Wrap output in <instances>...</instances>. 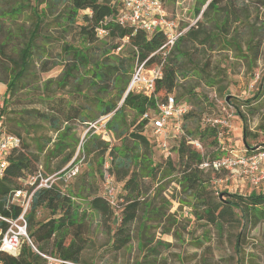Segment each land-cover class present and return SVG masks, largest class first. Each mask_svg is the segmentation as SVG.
<instances>
[{
  "label": "trees",
  "instance_id": "1",
  "mask_svg": "<svg viewBox=\"0 0 264 264\" xmlns=\"http://www.w3.org/2000/svg\"><path fill=\"white\" fill-rule=\"evenodd\" d=\"M33 1L35 5L30 8L31 28L24 31L19 25L17 29L23 37L17 58H8L12 66L0 107V119L3 116L6 118L8 113H16L14 118H9L11 126L7 127V132L0 131V134L13 135L19 139L18 147L10 149L5 155V166L0 175V229L4 230L8 225L3 218H15L20 214L21 207L18 204H11L9 198L16 190L28 188V191H32L35 185L26 186L31 176L40 172L41 178L46 179L55 173H62V169L66 167L75 165L76 140L74 127L71 124L89 125L97 117L109 113L111 116L105 122V128L108 129L113 141L117 139L119 142L109 145L99 135L93 134V127H90L86 132L82 150L88 155L92 153L97 159L96 165L102 182L105 183L106 177L109 176L115 185L113 203H110L106 197L104 183L102 192L97 193L93 190L88 198L90 208L111 229L114 250H119L130 242L132 223L144 211L143 177L152 178L164 170L166 173L178 175L176 180L181 190L193 198L192 209L195 214L208 223L232 222L237 212L245 215L253 211L255 216H264L260 207L264 205V191L254 192L256 187H251L248 194L215 191L211 179L204 175L206 169L199 166L203 160L220 158L223 150L221 139L225 137L228 140V127L207 121L208 118H226L222 111L219 112L220 115L204 117L202 127L197 130L198 138H212L211 143L215 149L209 158L192 147L187 138H192L194 135L191 137L185 135L182 124V134L175 147L179 158L178 168L169 157V149L162 154V161L154 163L151 159L150 145L153 141L150 143L148 137L141 132V128L145 127L151 133L152 126L143 118V114L154 111L157 104L163 102L172 91H176L179 73L183 72L184 77H187L194 74V70L200 71L206 75V82H209L211 76L208 68L212 63L211 54L216 50V45L228 44L234 46V49L237 48L236 44L239 42L236 34L228 43L225 42V37L230 34L232 22L237 19L236 12L245 7V0H194V14L197 16L201 13L204 22L197 19L196 23L180 36L167 55L157 51L165 40L161 31L149 36L139 27L122 25L118 22L116 16L121 8L119 0ZM160 1L166 5L165 0ZM250 2L261 3L264 6V0H250ZM19 4L11 7L9 13L5 15L13 18L20 14L24 9L23 0ZM40 4L44 6L39 8ZM170 11L174 13V8L172 7ZM49 14L53 15V18ZM50 28H56L64 34L70 30L75 31L80 45L75 46L65 42L64 36L59 39L47 38L43 33ZM100 30L105 33L99 34ZM101 35L107 40L103 47L97 44ZM5 36V41H8L14 34L8 31ZM41 39L54 41V45L58 46L59 56L65 57L64 69L57 79L46 81L42 94L16 98L12 103L23 105L18 110L8 111L6 107L9 105L10 95L18 87L25 86L22 83L29 73L28 69L34 66V59L38 61L40 72H46L53 66L46 58L49 49L38 44ZM123 40H126V46L129 48L125 56L116 52L118 48L121 50ZM2 45L0 44V55ZM249 49H252L256 56L257 50L254 47ZM92 54H98L99 58L92 59ZM200 57L204 58V62L199 65L201 67L197 63ZM136 60L145 61L147 67L161 65V77L154 81L150 95L132 90L125 92L129 68ZM88 65H91V69L87 70L86 74L88 72L93 81L89 86L97 88L105 95V98L99 101V110L95 117H91L89 110L79 100L80 97H84L91 101L87 93L77 89L76 95L80 97H74L76 99L72 100L67 96L68 91H66L68 87L74 86L76 89L79 86L77 82L81 71ZM53 82L56 84L57 92L50 94L47 84ZM257 96L258 94H254L246 99V107L252 116L257 114L260 106L264 107V97L252 105ZM89 104L91 105V102ZM127 110L134 113L131 124L127 120ZM32 118L43 121L50 129L56 131V140L52 142L44 136L31 135L30 132L34 134L37 131L36 126H30L29 120ZM130 125H133L132 130H129ZM22 130H25L36 144L35 153L30 149L31 144L21 137ZM242 130L244 146L247 147L245 153L253 149L264 150V142L251 146L245 141V121ZM44 149V157L41 160L39 153ZM105 162L108 163L107 166ZM50 165H53L52 168ZM88 173L82 171L80 175L88 176ZM59 174L48 180L47 187L37 188L32 193L29 209L25 213L27 232L39 251L50 252L65 261L59 264H81L82 252L89 242L88 226L85 217L78 216L75 211L72 195L65 193L62 187L63 178L59 177ZM57 177L59 181H56ZM36 181H39V177ZM225 194L228 197H224ZM119 199H122L123 205L118 204ZM39 209L48 210L49 217L46 220L37 219ZM152 214L162 216V210L152 211ZM161 216H158L157 220L161 221ZM49 245L51 250L47 251ZM0 264H44V262L31 246L23 244L16 257L0 250Z\"/></svg>",
  "mask_w": 264,
  "mask_h": 264
},
{
  "label": "rangeland",
  "instance_id": "2",
  "mask_svg": "<svg viewBox=\"0 0 264 264\" xmlns=\"http://www.w3.org/2000/svg\"><path fill=\"white\" fill-rule=\"evenodd\" d=\"M23 2L24 9L20 14L10 18L5 14L9 13L11 7L20 5L21 0H0V44H3L0 55V107L9 81L8 73L12 66L8 58H17L21 37H23V34L20 35L17 29L19 25L24 31L31 28L30 8L35 3L33 0H23ZM165 2L169 11L173 7L175 14L183 19L184 27L195 19L194 0H165ZM241 4L239 3V5ZM43 6L44 4H40L38 7ZM244 6L245 9H239L236 12L237 19L232 22L230 34L225 37V42L228 43L236 34L239 44H236V49L228 44L216 45V50L211 54L212 63L208 68L211 76L208 80L210 81L206 82V75L200 71L194 70V74L187 77H184V73L181 72L178 74L176 91L170 93L178 102H184L189 106L188 112L182 119L183 132L189 137L194 135L191 139L197 140L200 148H196L194 144H191L192 147L198 149L206 158L211 157L215 146L211 143V137L198 138L197 130L202 127L204 117L220 115V111L223 112L224 117H226V112H231V117H228L227 120L228 140L225 137L221 139L223 150H221L220 157L228 156L231 153L237 156L245 154L247 147L244 146L242 136L243 121H245L246 127L245 141L251 146L264 142V107L260 106L261 108L255 116L249 114L250 110L246 107L248 97L258 94L252 105L264 97V6L261 3L250 2V0H245ZM49 15L53 18V15ZM197 18L204 22L201 15ZM8 31H12L14 36H10L9 40L5 41ZM43 34L51 39H59L64 36L65 42L75 46L80 45L79 38L73 30L64 34L56 28H50ZM44 39H41L38 44L49 49L46 58L53 66L46 72H40L38 61L34 59V66L28 69L29 73L26 75L25 82L22 83L25 86L18 87L10 95L9 105L6 107L8 111L18 110L23 105L13 104L14 99L24 98L31 94H42L46 81L55 80L61 75L65 57L59 56V48L54 45V41H44ZM121 42L122 48L121 50L117 49L116 52L125 56L129 48L126 46V40ZM105 43L107 40L101 35L97 44L103 47ZM191 47L193 48V46ZM249 47H254L257 50L256 56ZM91 56L94 60L99 58L98 54ZM203 62L204 58L200 57L197 61L198 66ZM134 63L129 68L128 84L131 81ZM89 69H91V65L82 69L77 82L79 86L76 89L73 86L68 87L66 91H68L67 96L72 100L78 96L76 95L77 89L82 93H87L91 101L80 96L78 98L80 97L81 103L89 110L91 117H95L99 110V101L105 98V95L97 88L89 86L93 83L90 74L88 72L86 74ZM47 85L50 94L57 92L55 82ZM35 105L40 107L38 104ZM239 113L241 114L239 115ZM126 114L127 120L131 124L134 113L127 110ZM15 115L16 113H8L6 118L3 116L0 119V131L7 132V127L11 126L9 118H14ZM29 122H31L30 126L37 127L36 133L30 132L31 135L44 136L52 142L56 140L57 133L50 129L48 124L37 118H32ZM91 122L95 123V128H92L93 134L99 135L109 145L119 142L117 139L113 141L109 134V136L104 135L105 132L108 133V129L105 132L101 131L100 117ZM71 126L74 127L73 133L76 140L75 154L77 157L74 164L78 166L79 172L69 179V183L66 184L63 181L62 187L65 193L72 195L75 211L78 216L85 217L88 226L89 242L82 252L81 264H264V216H255L253 211L245 215L237 212L238 214L232 222L208 223L195 214L192 209L193 198L181 190L176 180L178 175L166 173L165 170L152 178L143 177L142 207L144 211L132 223L130 242L123 248L114 250L111 229L102 222L99 215L88 204V198L92 191L102 192L104 183L99 176L97 159L92 153L88 155L82 150L85 135L90 126L78 123H73ZM132 128L133 125H130L129 130ZM141 129L142 134L148 137L149 142L153 141V144H150L152 161L154 163L162 161V154L165 151L160 147V138L155 136L152 131L150 133L145 127ZM21 137L31 144L30 149L35 153L37 151L36 144L25 130H22ZM179 139V135L175 139L169 137L167 139L169 157L177 168L179 158L175 147ZM45 149L39 153L41 160H43ZM107 160L109 162L108 158ZM52 166L50 165V168ZM68 168L66 167L65 171ZM65 171L60 173L59 177H63ZM82 171H88V176L80 175ZM204 175L211 179L215 191L248 194L251 187H256L254 192L264 191V180L258 186H253L248 178L243 180L238 173L232 175L224 168L217 171L207 168L204 170ZM55 179L59 181L58 177ZM29 185V181L26 182V186ZM24 190L28 191L29 189ZM224 197L228 196L225 194ZM118 204H124L122 199H119ZM260 207L264 212V205ZM159 209L162 210V216L152 214V211ZM48 214V210L39 209L37 219L46 220L49 217ZM158 216H161V221L157 220ZM50 250L49 245L47 251Z\"/></svg>",
  "mask_w": 264,
  "mask_h": 264
},
{
  "label": "built area",
  "instance_id": "3",
  "mask_svg": "<svg viewBox=\"0 0 264 264\" xmlns=\"http://www.w3.org/2000/svg\"><path fill=\"white\" fill-rule=\"evenodd\" d=\"M119 1L121 8L116 16L118 22L122 25L130 24L139 27L149 36L156 31H161L165 40L157 51H161L163 55H167L170 52L180 36L183 35L190 26L194 25L198 19L197 17L201 15V13H199L191 23L184 27L182 25L183 19L175 14V12L172 13L169 11L166 5L160 0ZM104 33L105 32L102 30L99 31V34ZM161 74L160 64L153 67H147L145 61L139 62L136 60L131 81L125 92L132 90L137 93L139 92L145 95H150L154 81L161 77ZM188 110L189 106L186 103L178 102L175 97L168 95L163 102L157 104V108L154 111L143 114V118L150 122L152 132L155 136L160 138V147L164 151L168 150V137L181 136L182 119ZM225 115L226 118H208L207 121L211 124H219L229 127L227 120L228 117H231V112H226ZM110 116L111 113L100 117L101 131H106L105 122ZM89 126L95 128V123L91 122ZM104 135L109 136L106 132ZM1 136L0 175L5 166V155L10 149L16 148L19 145V139L16 136L5 134H2ZM187 139L191 144H194L196 148H200V144L197 140L191 138ZM105 165L107 166V164ZM199 166L205 169L210 168L215 171L224 168L232 175L238 173L239 177L243 180L244 178H248L251 185L258 186L259 183L264 180V150L253 149L241 156L231 153L228 156L216 158L211 161L203 160ZM65 169L66 168L62 169V171L64 172ZM77 172L78 166L75 164L73 167H70L65 171L63 177H60L63 178L64 182H67V180ZM59 173L60 172L55 173L51 177ZM38 177L39 181H36ZM51 177L42 179L40 172H38L36 175L29 178L30 185H35L32 191L20 189L11 194L9 202L11 204H18L21 207V212L15 218H3L8 225L4 230L0 229L1 251L16 257L23 244H27L42 258L44 264H59L65 262L58 256L52 255L50 252L39 251L29 237L26 227L25 213L29 209L31 195L35 189L47 187V182ZM104 192L110 203H113L115 198V185L109 176L105 179Z\"/></svg>",
  "mask_w": 264,
  "mask_h": 264
}]
</instances>
